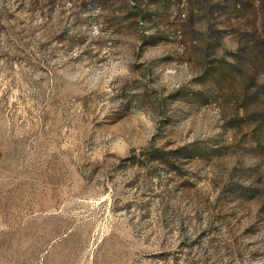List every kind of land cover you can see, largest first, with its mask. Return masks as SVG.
Segmentation results:
<instances>
[{"label":"rangeland","instance_id":"rangeland-1","mask_svg":"<svg viewBox=\"0 0 264 264\" xmlns=\"http://www.w3.org/2000/svg\"><path fill=\"white\" fill-rule=\"evenodd\" d=\"M0 264H264V0H0Z\"/></svg>","mask_w":264,"mask_h":264},{"label":"trees","instance_id":"trees-1","mask_svg":"<svg viewBox=\"0 0 264 264\" xmlns=\"http://www.w3.org/2000/svg\"><path fill=\"white\" fill-rule=\"evenodd\" d=\"M150 153H151L153 156L155 155L153 149L150 150Z\"/></svg>","mask_w":264,"mask_h":264}]
</instances>
